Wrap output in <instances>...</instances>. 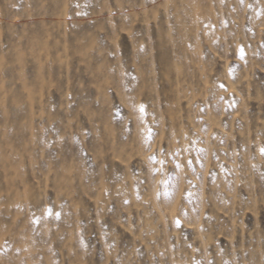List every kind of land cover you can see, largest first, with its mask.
<instances>
[{
  "label": "rangeland",
  "instance_id": "374dc122",
  "mask_svg": "<svg viewBox=\"0 0 264 264\" xmlns=\"http://www.w3.org/2000/svg\"><path fill=\"white\" fill-rule=\"evenodd\" d=\"M262 149L264 0H0V264H264Z\"/></svg>",
  "mask_w": 264,
  "mask_h": 264
},
{
  "label": "snow or ice",
  "instance_id": "6c2138e0",
  "mask_svg": "<svg viewBox=\"0 0 264 264\" xmlns=\"http://www.w3.org/2000/svg\"><path fill=\"white\" fill-rule=\"evenodd\" d=\"M141 111H142V109H141ZM261 151L264 152V149H262ZM49 211H50V210H49ZM177 226H179V222H177Z\"/></svg>",
  "mask_w": 264,
  "mask_h": 264
}]
</instances>
